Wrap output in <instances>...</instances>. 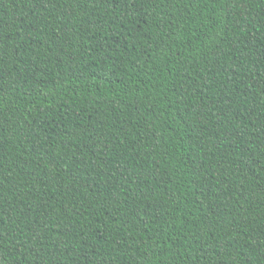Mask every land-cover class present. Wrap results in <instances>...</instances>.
Returning a JSON list of instances; mask_svg holds the SVG:
<instances>
[{
  "label": "trees",
  "instance_id": "obj_1",
  "mask_svg": "<svg viewBox=\"0 0 264 264\" xmlns=\"http://www.w3.org/2000/svg\"><path fill=\"white\" fill-rule=\"evenodd\" d=\"M0 264H264V0H0Z\"/></svg>",
  "mask_w": 264,
  "mask_h": 264
}]
</instances>
